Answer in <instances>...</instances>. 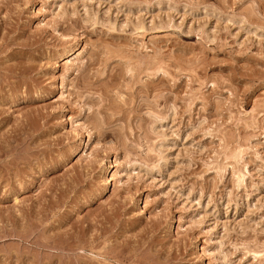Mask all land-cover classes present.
<instances>
[{"label": "rangeland", "instance_id": "obj_1", "mask_svg": "<svg viewBox=\"0 0 264 264\" xmlns=\"http://www.w3.org/2000/svg\"><path fill=\"white\" fill-rule=\"evenodd\" d=\"M0 264H264V0H0Z\"/></svg>", "mask_w": 264, "mask_h": 264}, {"label": "bare ground", "instance_id": "obj_2", "mask_svg": "<svg viewBox=\"0 0 264 264\" xmlns=\"http://www.w3.org/2000/svg\"><path fill=\"white\" fill-rule=\"evenodd\" d=\"M67 51H68V50H67ZM61 54H63V53H61ZM63 55H64V54H63ZM102 168H103V166H102ZM102 170H103V169H102ZM100 171H101V170H100ZM105 171H106V170H105ZM105 171H104V172H105ZM104 172H102V173H104ZM99 173H101V172H99ZM102 173H101V174H102ZM101 176H103V175H101ZM101 176H100V177H101ZM102 178H103V177H102ZM103 179H104V178H103ZM106 179H107V178H106Z\"/></svg>", "mask_w": 264, "mask_h": 264}]
</instances>
